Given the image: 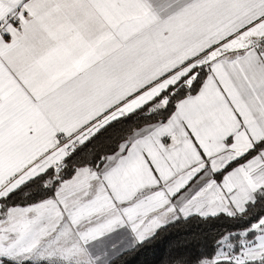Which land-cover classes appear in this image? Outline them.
<instances>
[{
    "label": "snow or ice",
    "instance_id": "snow-or-ice-1",
    "mask_svg": "<svg viewBox=\"0 0 264 264\" xmlns=\"http://www.w3.org/2000/svg\"><path fill=\"white\" fill-rule=\"evenodd\" d=\"M192 216L234 222L195 264H264V0H0V264Z\"/></svg>",
    "mask_w": 264,
    "mask_h": 264
},
{
    "label": "trees",
    "instance_id": "trees-1",
    "mask_svg": "<svg viewBox=\"0 0 264 264\" xmlns=\"http://www.w3.org/2000/svg\"><path fill=\"white\" fill-rule=\"evenodd\" d=\"M231 230L234 222L223 216L218 219L192 216L162 228L149 245L134 255L119 257L116 264H183L181 258L195 264L200 253H211L216 241Z\"/></svg>",
    "mask_w": 264,
    "mask_h": 264
}]
</instances>
